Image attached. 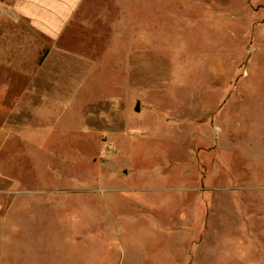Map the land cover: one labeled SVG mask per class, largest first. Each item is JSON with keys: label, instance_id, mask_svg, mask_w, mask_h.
Wrapping results in <instances>:
<instances>
[{"label": "rangeland", "instance_id": "1", "mask_svg": "<svg viewBox=\"0 0 264 264\" xmlns=\"http://www.w3.org/2000/svg\"><path fill=\"white\" fill-rule=\"evenodd\" d=\"M104 6L96 99L50 156L15 138L0 156L20 179L0 264H264V0Z\"/></svg>", "mask_w": 264, "mask_h": 264}, {"label": "crops", "instance_id": "2", "mask_svg": "<svg viewBox=\"0 0 264 264\" xmlns=\"http://www.w3.org/2000/svg\"><path fill=\"white\" fill-rule=\"evenodd\" d=\"M99 3L100 8H95ZM106 3L0 0V156L13 138L28 144L29 151L35 149L37 155L50 156V149L57 148L51 139L75 129L73 124L61 125L63 119L80 121L75 114L80 113V101L96 99L82 98L81 93H92L93 69L109 62V56L104 62L92 54L113 49L114 34L108 33L103 23L107 20ZM126 14L129 18V11ZM121 26L120 35L128 36L125 29L129 31V22L127 27L126 22ZM25 154L29 160L27 150ZM19 182L17 174L7 171L0 160V238L5 203L18 191ZM244 252L226 253L221 259L233 264H258L255 254Z\"/></svg>", "mask_w": 264, "mask_h": 264}, {"label": "water", "instance_id": "3", "mask_svg": "<svg viewBox=\"0 0 264 264\" xmlns=\"http://www.w3.org/2000/svg\"><path fill=\"white\" fill-rule=\"evenodd\" d=\"M135 109H136V111L139 109V106H138V104L136 105V108H135Z\"/></svg>", "mask_w": 264, "mask_h": 264}]
</instances>
